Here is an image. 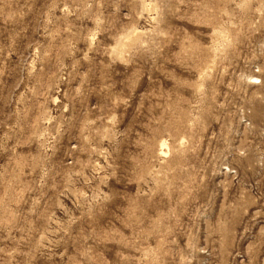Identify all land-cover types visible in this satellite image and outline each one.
Here are the masks:
<instances>
[{
  "label": "rangeland",
  "instance_id": "obj_1",
  "mask_svg": "<svg viewBox=\"0 0 264 264\" xmlns=\"http://www.w3.org/2000/svg\"><path fill=\"white\" fill-rule=\"evenodd\" d=\"M0 264H264V0H0Z\"/></svg>",
  "mask_w": 264,
  "mask_h": 264
},
{
  "label": "bare ground",
  "instance_id": "obj_2",
  "mask_svg": "<svg viewBox=\"0 0 264 264\" xmlns=\"http://www.w3.org/2000/svg\"><path fill=\"white\" fill-rule=\"evenodd\" d=\"M251 79L254 80V78H251ZM166 151H167V145H166V143L162 142L160 144V152H161L162 155H166Z\"/></svg>",
  "mask_w": 264,
  "mask_h": 264
}]
</instances>
